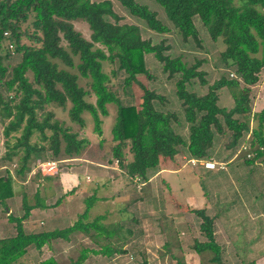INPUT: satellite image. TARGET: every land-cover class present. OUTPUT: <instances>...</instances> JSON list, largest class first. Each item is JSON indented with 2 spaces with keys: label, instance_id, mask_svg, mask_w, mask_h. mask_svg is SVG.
Segmentation results:
<instances>
[{
  "label": "trees",
  "instance_id": "1",
  "mask_svg": "<svg viewBox=\"0 0 264 264\" xmlns=\"http://www.w3.org/2000/svg\"><path fill=\"white\" fill-rule=\"evenodd\" d=\"M114 1L150 31L159 35L170 32L155 12L137 0ZM154 2L163 9L183 41L192 39L199 46L197 19L210 41L222 44L219 61L225 69H233L236 77L221 76L202 96L190 92L188 87L195 80L201 87L207 85L205 72L199 70L203 61L196 60L189 66L181 56L166 55L170 48L165 42L152 44L142 39L138 26L120 24L111 0H0V122L5 149L0 157L5 170V175L0 176V209L15 231L14 236L0 240V264H20L28 248L40 250L54 241L69 243L76 234L89 238L98 249L84 248L70 264H83L89 255L111 259L126 253L122 246L126 237L132 235L130 229L124 231L121 222L107 226L103 224V216L89 220L90 211L98 200L95 196L84 201L82 213L64 229L24 232L23 223L31 211L48 208L40 202L43 200L39 194L35 195L34 204L23 194L20 215L7 214L6 200L15 195L14 178L24 181L30 176L33 165L47 160L48 156L52 157L48 162H56L58 166L59 160L85 156L89 142L79 135L80 131L87 130L86 116L93 120V134L102 138L98 145L103 151L107 140L103 138L102 127L109 115V106L116 108L108 138L112 145L110 157L129 182L139 188L147 183L149 173L162 163H174L178 167L175 161L181 156V149L186 150L191 159L209 160L214 135L223 133L220 118L230 132V148L236 147L244 134L251 133L250 145L257 146L258 150L253 158L244 160L246 165L259 162L263 157L264 108L253 114L249 94L264 70V0ZM74 21L88 25L89 40L74 29ZM148 55L155 58L168 79L179 76L175 93L188 125L187 142L173 128L172 124H179L177 115L156 109L154 102L163 103L165 99L138 81L139 75L151 77L146 67ZM13 57L17 60L14 65L10 61ZM104 63L116 69L106 73ZM118 72L125 75L123 92L134 84L142 89L138 107L123 105L113 90L112 78H116ZM80 81H84L85 86H81ZM224 88L232 92L234 106L231 109L218 106V92ZM90 98L93 101H88ZM48 107L68 108L70 126H77L78 131L71 132L69 127H64L53 113L46 111ZM250 117L256 120L252 131L248 123ZM39 177L37 173L35 178ZM61 201L58 199L50 207L59 206ZM191 212L201 219L199 229L206 240L195 241L193 249L198 255L211 253L209 264H224L222 248L215 240V218L206 214V208ZM40 264L57 262L51 258Z\"/></svg>",
  "mask_w": 264,
  "mask_h": 264
},
{
  "label": "rangeland",
  "instance_id": "2",
  "mask_svg": "<svg viewBox=\"0 0 264 264\" xmlns=\"http://www.w3.org/2000/svg\"><path fill=\"white\" fill-rule=\"evenodd\" d=\"M93 1L99 2L103 0ZM111 1L114 12L121 19L120 24L138 26L142 39L150 40L152 44L165 42V45H168L170 48L165 53L166 55H170L171 57L181 56L183 61L189 66L193 65L196 60L203 61L199 70L205 72L207 85L201 87L198 80H195L193 85L188 87L190 92L202 96L207 93L208 87L219 80L221 76L226 75L229 79L236 77L233 69H225L219 61L220 52L224 48L222 44L220 42L212 43L197 19H195V24L200 34L199 46L192 39L186 42L183 41L181 36L168 22L163 9L154 0H137V2L141 5H146L157 14V18L170 29L168 34L159 35L150 31L142 21L130 16L119 3L114 0ZM111 21L113 22V20ZM73 26L86 40H89L90 30L85 22L74 21ZM15 58L10 59L12 65L17 62ZM146 67L151 77L147 78L144 75H139L137 78L142 86L156 92L165 99L163 103L154 102L156 109L160 111H165L164 109L169 110V112L177 115L181 123H184L181 103L175 93V83L179 79V76H175L171 80L168 79L167 75L162 73L161 66L152 55L146 56ZM103 69L106 73H110L111 70L116 69V66L104 63ZM29 78L31 80V76ZM124 78L125 75L118 72L116 78H112L111 86L118 93L123 105H135L138 107L141 103L143 91L138 85L134 84L129 90L123 92L122 85ZM263 82L264 79L262 78V82L258 83L259 87L254 88V86L250 89L249 98L253 114H258L264 108ZM80 85L85 86V82L80 81ZM231 93V90L226 88L218 92L219 107L231 109L234 106ZM88 101L93 100L90 98ZM67 109L62 110L48 107L46 111L53 113L55 119L57 118L59 122H62L64 127H69L71 132L78 131L77 126H70L71 122L67 117ZM115 112L116 108L109 106V115L104 119L102 128L104 135L108 136V138ZM220 122L223 126V133H216L214 135L213 150L210 151V157L218 163H223L224 169L207 172L198 165L192 167L188 163V160L192 159H190L186 150L181 149V156L176 158L175 163L183 167L178 168L170 164L173 170L178 168L180 172L173 176H166L165 178L168 180L166 186L158 180L159 178L156 180L151 179L155 176L156 170H152L149 173L150 180L140 188L137 187L136 183L126 184L124 188L115 192L122 196L117 200L115 205H110L109 207L113 211L112 217L107 222L103 221V224L107 226L121 222L125 227L124 231L131 230L132 235L126 237V241L122 246V249L126 253L114 255L111 259L89 255L83 264H209V259L212 256L211 253L205 252L198 255L193 249L195 241H206L199 229L201 219L191 212V210L198 208H206V214L209 217L215 218V240L219 245L225 244V250H222V261L224 264H250L252 261L261 264L264 262V154L259 162L255 161V163L249 166L246 165L244 160L246 159L247 152L243 149L240 150L239 146L246 141L250 143L252 138L251 133L244 134L237 146L230 148L228 147L230 144V132L223 124L222 118H220ZM248 123L252 131L255 128L256 120L250 117ZM86 125L87 130L80 131L79 135L80 139L86 138L89 142L84 155H89L88 158H91V155L95 154L97 156L104 152L107 155L105 162L107 160L110 161V159L113 162V159L110 157L112 145L103 148V151L102 149L100 151L98 148H95L98 145L97 136L92 132L93 120L89 116H86ZM172 125L177 129L176 124ZM184 126L186 127L185 123ZM179 130V134L183 135V138L186 140L188 130H185V128H180ZM1 134L2 125L0 122V157L4 155L5 150L4 139ZM91 139L94 140V151L90 146ZM33 141H35V138ZM255 147V145L252 146V148ZM238 148L242 152L237 153ZM48 155H51V152ZM48 160L52 161V157L48 156L47 160H39L37 162L43 164ZM59 161L61 163L58 166V173L65 172L69 168L75 169V166H77V163L72 160ZM37 162L33 165L32 172H34V176L39 173L42 177V173L47 172V167L42 168L41 173L37 170ZM92 173L93 168L90 169V173L88 174L90 179H92L89 181L90 185H92L93 181V178L90 176ZM184 174H187V176ZM3 175H5V170L0 163V176ZM80 179L82 184L86 183L84 172L80 173ZM26 186L33 191L30 184ZM186 197L192 199L189 204L185 201L187 200ZM196 198H199L200 201H197ZM18 201L15 212H18L20 209ZM102 209L94 211L93 213L96 215L93 214L92 217L101 214ZM247 211L250 212L251 218L244 215ZM40 214L43 216L44 225H34L33 231H51L54 228L64 229L71 224V220H64L56 224L54 228H51L52 226L47 224V211ZM120 214L122 215L120 216ZM225 215H228V218H225ZM89 220L92 219L89 218ZM226 221H228L227 225ZM228 228L231 229L228 230ZM224 231H226V234H229L228 237ZM76 235L71 237L69 243H64L63 246L55 244L53 247L54 251L58 252L56 254L58 257L56 258L57 264H70L78 258L80 251L84 248L98 249V246L86 236L81 234ZM245 241L247 243L250 242L246 245ZM230 242L234 244L230 245ZM240 246L242 247L238 248ZM248 247L253 248L250 257L249 252L246 253V248ZM249 260L252 261L249 262Z\"/></svg>",
  "mask_w": 264,
  "mask_h": 264
},
{
  "label": "crops",
  "instance_id": "3",
  "mask_svg": "<svg viewBox=\"0 0 264 264\" xmlns=\"http://www.w3.org/2000/svg\"><path fill=\"white\" fill-rule=\"evenodd\" d=\"M262 78L264 79V70L259 74V82H258L259 84L262 82ZM259 84L258 86L256 85L254 88L259 87ZM263 85H264V82H263ZM164 110L165 112H169V110H166V109ZM184 123L183 122L181 123L179 121V124H177V129H175L173 126L176 133L179 134L180 128L181 129L185 128V130H188V125L185 123L186 125L185 127ZM103 138L107 140L104 143L103 148L107 146L109 147L111 145V142L108 140V136L103 134ZM101 139L102 138L96 137L98 144ZM187 140H188V137L186 138L185 141L187 142ZM93 141H94L93 139L90 140V142L92 143V144L90 143V146L92 147L91 149L94 151ZM98 146L100 147V145H97L95 148H98L99 150L100 148ZM102 155H103L102 153L98 154L97 156H95L94 154L93 156L92 155L90 156L91 158H88L89 155H87V156H83L82 159L80 158L77 160H72L77 163L76 164L77 166H75L76 168L75 169L69 168L65 172H61L58 174L45 176V177L42 176L37 179L34 176V172H31L30 176L28 178L26 177L24 181H20L19 179L14 178L15 181L12 184V189L15 195L14 197H11L6 200V205L8 207L7 214L13 213L16 216L20 215V209L18 212H15V211L17 210V201L19 200L18 202L21 204V198L23 194H27L28 199L32 202L31 204H34V199L36 198L35 195L39 194V198L43 200L40 202H42L48 208L44 210L38 209V208L32 210L30 217L23 223V230L26 234L39 233L42 231H33V230H34V225H37V224H39L40 226L44 225V219L40 213H44L47 211V214H46L47 224L51 225L52 226L51 228H54L56 224L64 220H68V221L71 220V224H72L78 218V216L82 213L84 209V201L91 196H95L98 200L93 205L90 211L89 218L94 220L98 216H103L105 218L104 222H107V220H109V218H111L113 215V211L109 209L110 205H115L117 200L120 199V197L122 196L121 194H116L115 192L124 188L126 184L129 185L130 182L128 178L126 177V175L124 174V172L121 171V169L119 168L116 162L114 161L112 162L111 159L110 161L107 160L105 162L107 155L106 157H102ZM128 160H131V156H128ZM209 160H214V159L210 158ZM172 165H174V163ZM181 167L183 166H178V168H181ZM91 168H93L92 174H94V175L92 174L90 175L91 178H93L92 185H90V182H89L92 179H90V177L88 176ZM178 168L177 169L175 168L176 170H173L170 163H162L160 166H158L157 169H155L156 170L154 173L155 176L152 177L151 179L156 180L157 178H159L158 180H160L161 183L162 184L164 183V186H166V184H168L167 183L168 180H166L165 177L169 175H172V176L176 175L178 172H180ZM204 171H207V170L204 169ZM83 172H84L85 181H86V183L84 184L81 183V179H80V173L82 174ZM207 172H212V171H207ZM184 175L187 176V174H184ZM29 184L32 186L33 191H31V188H28L26 186ZM165 188L167 189V187ZM186 198L187 200L185 201L189 204L190 200L192 199H188V197ZM58 199H62L60 205L57 207H50ZM196 200L200 201L199 198H196ZM19 206L21 208V205ZM99 209H102V213L97 214V216L95 217H92V215L94 214L93 212ZM225 209L227 210V208ZM249 214L250 212L247 211L245 212L244 215H247L248 217L251 218V215ZM121 215L122 214H120V216ZM120 216H119V219H120ZM225 218H228V215H225ZM227 224H228V221H226V225ZM55 229L56 228L51 229V231ZM230 229L231 228H228V230ZM224 233L228 237L229 234L228 233L226 234V231H224ZM14 235H15V231H14L13 225H10L7 222L6 215L0 209V240L7 239ZM248 243L246 242V245ZM55 244H58L59 246L60 245L63 246L64 242L54 241L51 243V245L45 246L40 250H36L34 247H30L27 249L25 255H23L20 258L19 263L20 264H40L41 262L51 259V258L55 259V261L58 263V261L56 260V258H58L56 255L58 252L54 251L53 249ZM233 244L234 243L230 242V245H233ZM224 245L221 247L223 251L225 250ZM241 247L242 246L238 248H241ZM252 249H253L252 247L246 248V253L249 252V257L252 254L251 253ZM251 261L252 260H249V262ZM250 264H257V263L252 261ZM261 264H264V262H262Z\"/></svg>",
  "mask_w": 264,
  "mask_h": 264
},
{
  "label": "built area",
  "instance_id": "4",
  "mask_svg": "<svg viewBox=\"0 0 264 264\" xmlns=\"http://www.w3.org/2000/svg\"><path fill=\"white\" fill-rule=\"evenodd\" d=\"M251 135V134H250ZM240 150H246V154L247 156L246 159H251L254 156V151L257 150V146L255 148H252V146L250 145L249 142H244L242 143L240 146ZM238 148L237 153L242 152L240 151ZM37 170H39V172L42 173V168L44 169L45 167H47V172H43V175H54L58 173V163L56 162H45L43 164H41V162H37ZM117 163V162H116ZM188 163L191 164V166H200L203 169L207 170V171H219V170H223L224 167L222 166L223 163H218L214 160H197V159H192V160H188Z\"/></svg>",
  "mask_w": 264,
  "mask_h": 264
}]
</instances>
